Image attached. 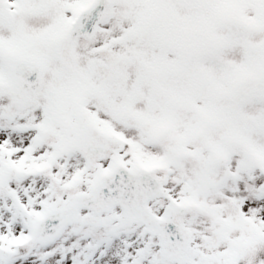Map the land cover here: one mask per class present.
Masks as SVG:
<instances>
[{"label":"snow or ice","instance_id":"snow-or-ice-1","mask_svg":"<svg viewBox=\"0 0 264 264\" xmlns=\"http://www.w3.org/2000/svg\"><path fill=\"white\" fill-rule=\"evenodd\" d=\"M0 264H264V0H0Z\"/></svg>","mask_w":264,"mask_h":264}]
</instances>
